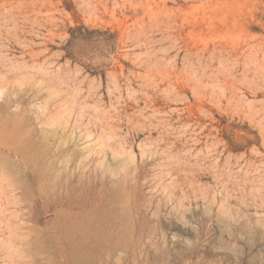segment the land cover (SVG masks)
I'll return each instance as SVG.
<instances>
[{
    "label": "rangeland",
    "instance_id": "obj_1",
    "mask_svg": "<svg viewBox=\"0 0 264 264\" xmlns=\"http://www.w3.org/2000/svg\"><path fill=\"white\" fill-rule=\"evenodd\" d=\"M0 264H264V0H0Z\"/></svg>",
    "mask_w": 264,
    "mask_h": 264
}]
</instances>
